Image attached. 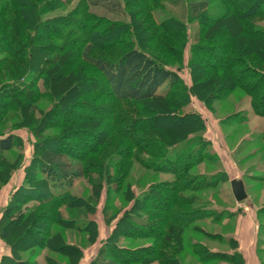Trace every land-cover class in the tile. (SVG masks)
I'll use <instances>...</instances> for the list:
<instances>
[{"label":"rangeland","instance_id":"obj_1","mask_svg":"<svg viewBox=\"0 0 264 264\" xmlns=\"http://www.w3.org/2000/svg\"><path fill=\"white\" fill-rule=\"evenodd\" d=\"M40 1L42 0H37V2ZM63 1L64 5L45 12L42 20L45 22L50 18L68 15L71 20L74 19L78 22V26L73 30L75 34L67 36L66 34H69L68 27L61 34L48 35V30L60 27V24L53 20L48 22L53 26L40 27L39 30L44 34L45 39L34 43V46L38 49L35 53L39 54V64L47 71L46 75L37 81L38 89H31L28 94L12 100L6 105L0 101V132L12 131L20 137V144L17 147L0 153V216L11 198V194L25 177V167L30 164L31 156L35 150V137L31 133V128L39 132V141L42 143L37 147L39 151L45 145L56 146L54 143L57 138H62L70 146H74L75 151L80 152L86 148L78 140L72 139L71 132L73 134L76 130L84 132L86 134L75 135L76 138L82 136L91 141L95 140L93 136H97L98 143L94 148L96 151L86 156L97 165L104 159L106 160L110 154L124 151L131 146V142L126 137L117 134L115 129L122 133L123 125L126 126L131 119L135 120V117L139 116L145 118L143 124L151 127L150 133L160 135V138L162 137L161 139L169 144V147L167 146L168 149L170 148L169 151L182 147V144L176 146L173 144L180 143L185 135L192 131V126L195 124H192L186 115H182L183 111L175 109L177 101H172V104L164 99L144 102H116L107 92L108 87L101 74L80 57L81 51L89 43L94 45L90 53L91 56L110 61L118 59L131 45L139 44L153 56L169 64L170 68H179L178 73L182 84L175 89L176 98L183 99L184 93L187 94L188 102L183 101L185 102L184 111L199 113L205 122L206 129L203 136L210 142L208 151L214 152L217 160L214 161L215 163L209 161V163L200 164L191 173L208 176L222 170L226 172L228 178L227 181H220L205 191L183 193L184 197L190 198L189 205L185 207L187 215L196 212V210H201V212L203 210L204 213L202 212L201 217L198 215V218L184 232L183 250L176 255L182 264H239L240 261H229V257L236 252L237 248V241L229 234L234 230L236 216L244 213L251 205L256 210L257 224H259L260 239L257 243V255L259 262L264 264V141L261 137L264 119L252 113L249 97L240 89H234L221 99L212 100L211 93L217 92L219 85L226 86L231 80L224 82L220 80L224 70L205 69L203 57L197 51L194 53L195 48H193L195 43L198 46L204 44L215 46L222 43L221 40L224 39L219 38L213 42H207L205 39L196 42V33L200 24L196 20H191L187 15V6L190 0H182L176 6L170 0H114L119 3L118 12L111 11L107 7L108 1L95 0L97 5L91 7L84 4L82 0ZM10 2L12 4L11 11L5 12V15H2L0 3V22L3 19V21L10 20L17 25L19 24L16 18L17 9L13 6L14 2ZM251 3L250 0H231V5L236 10L247 9ZM85 10L97 15L98 18L94 19L107 27H114L117 22L128 26L131 28L129 31L132 35L131 38H126L127 42L123 41L124 44L120 43L123 39L120 29H115L113 32L106 30L99 34L98 28L93 30L91 27V23L93 24L95 20L90 21L85 18ZM208 10L212 15H220L224 8L220 0H210ZM34 11L33 6L32 9L27 6L26 11L22 14L30 19L29 16L30 14L34 15ZM171 18L174 24L171 23L170 26L168 21ZM177 20L184 23L185 31H182ZM224 24L220 23L218 28L215 27V30L220 31L226 26ZM81 25L84 30L78 29ZM31 26L30 23L22 25L23 28L18 33V36L26 42H28ZM174 26H177L179 30L176 31ZM261 26L264 27V20H262ZM226 27L225 31L227 30L230 36L234 37L232 38L233 44L235 48H238V37L233 26ZM5 34L6 31H2L0 28V40ZM114 35H117L115 39H113ZM64 38L69 43L73 39L74 41L71 47L68 46L67 51H57V47L62 45ZM242 48L244 47L242 46ZM244 50V54L252 63L256 64L260 61L252 48H244ZM213 54L215 57L220 56L217 51ZM191 56L198 60L195 82L200 99L187 91L192 84L188 63ZM44 58L48 60L44 62ZM25 63L23 56L13 57L0 53V85L14 82L17 79L23 81ZM68 65H70L69 69L64 71L63 66L68 67ZM61 70L63 71L62 78L53 77L55 72H61ZM214 76L215 79H212ZM97 87L104 91H100ZM184 87L186 92L183 91ZM166 90L165 84L158 89L160 93H165ZM35 92L39 99H36ZM42 96H46V98L43 99ZM172 105L175 107L173 108ZM110 109L118 110L115 111L117 114L111 113L113 117L111 122L108 121ZM245 111L248 114L247 119L245 118L242 124L234 123L237 118H242L238 114H244ZM172 112L179 114L178 116L182 115L180 120L174 119L177 116H171ZM169 132L172 133L173 138L166 140V138L170 139ZM58 148L65 152L67 149L65 145L58 146ZM136 158L138 160H124L113 171V179L124 170L129 172V176L124 181L121 192L111 196L113 200L109 205L111 208L107 211L109 218L106 223L103 221L102 207L105 202V186L107 184L97 187L85 179L74 182L72 193L96 206L94 212L88 214V217L94 219L97 226L95 237L90 236L88 231L76 232L72 230L67 224L61 222L60 218L55 220L53 216H56L58 206L54 201L44 202L40 204L39 208L37 205L32 217L24 224L20 221L4 222L2 225L4 230L10 232L8 241L16 245V259L29 260L32 264H44L43 258L46 256L50 264H89L90 260L97 255L101 244L111 234L115 220L132 205L134 198L149 188V185L173 178L170 173H153V171L147 170L145 166L154 162V158L148 154L140 153ZM234 168L239 172L247 194L246 198L240 202L234 199L230 187L231 179L229 180V178ZM30 187L34 188L32 193L44 198L46 190L41 185H30ZM127 190H129L130 198H125ZM21 199L25 200L26 196L16 195L14 202ZM150 201L146 200V203L150 204ZM81 203L83 202L81 201ZM61 212L62 218L69 219L68 212L62 209ZM133 213L135 216H143L152 221H158V218L163 216L156 209L138 210ZM49 216L52 219L48 218ZM186 220L188 218H185ZM161 228L160 223H155L156 231H160ZM119 229L112 236V242L120 246L135 248L150 245L153 242L151 238L129 236L125 231H132V229L124 223L120 225ZM53 233L57 234L55 238H51ZM22 238L25 240L23 241ZM155 242L158 243V241ZM235 243L236 247H234ZM66 244H77L82 248L81 256L78 251L69 247L65 248ZM160 246L163 247V243ZM8 249L0 238V257L7 254ZM212 252H221L226 255L218 259L211 255ZM139 254L145 255L146 253ZM129 264L162 263L156 259Z\"/></svg>","mask_w":264,"mask_h":264},{"label":"trees","instance_id":"obj_2","mask_svg":"<svg viewBox=\"0 0 264 264\" xmlns=\"http://www.w3.org/2000/svg\"><path fill=\"white\" fill-rule=\"evenodd\" d=\"M10 1L14 2L13 6L17 9L18 14H16V18L19 24L16 25L15 22L10 20H1L0 28L2 31H6V34L0 40V53L13 57L23 56L26 65L23 71V81L17 79L14 82L0 85V101H3V105L28 94L31 89H38L36 87L37 81L42 79L47 73L44 67H41L39 64V54L35 53L38 49L35 48L34 43L45 39L44 34L39 30L40 27L47 25L53 26L48 23L53 20L60 24V27L48 30V35L61 34L65 28L69 27V34L67 33L66 35L73 36V34H75V31H73L75 30L74 27L78 26L77 20H71L68 15L50 18L43 22V14L52 8L64 5L65 3L63 0H42L40 2H37V0H0L2 15L7 11H11L12 4ZM82 1L90 7L97 5L95 0ZM103 1L109 2L107 7L110 8L111 11H119L120 6L117 1ZM170 1L175 6L182 2V0ZM250 1L252 3L249 8L236 10L232 7L231 0H220L224 8L223 13L220 15H212L208 10L210 0H190L187 6V15L191 20H196L200 24V28L196 33V42L205 39L207 42H213L216 39L219 40V38L224 39L221 40L222 43L215 46L210 44L198 46L195 43L193 46L195 50L192 48L194 53L197 51L203 57L202 61L205 69L213 71L224 70V74L220 80H222V82L231 80L226 86L223 84L219 85L217 92L211 93L212 95L210 98H212V100L221 99L234 89H240L249 97L252 113L264 119V27L261 26L262 20H264V0ZM261 1L263 3L262 5ZM27 6L31 7V9L32 6L35 8L34 15L31 16L30 14L29 16L30 19L22 14V12L26 11ZM84 16L87 20H95L93 24L91 23V27L93 30L98 28L99 34L106 30L108 32H113L115 29H120V33L122 32L121 38H123L120 43L122 44L127 42L126 38L129 39L132 36L129 33L131 28L120 22L115 23L114 27H107L94 19L96 17L98 18V16L89 11L85 10ZM177 21L181 25L182 31H185L184 23L179 20ZM168 22L170 26L171 23L174 24L172 18L169 19ZM29 23L32 26L28 34V42H26L18 36V33L21 32L23 28L22 25ZM220 23H225L226 26H233V30L238 37V48H235L233 44L234 41L232 38L234 37H231L227 30L225 31L224 28H227L226 26L220 29V31L215 30V27L217 26L218 28ZM177 26H174L176 31L179 30ZM83 28L84 27L81 25L78 29L84 30ZM160 28L162 29V27ZM116 37L117 35H114L113 39ZM65 41L64 38L62 45L57 47V51H67V49L71 47L74 39L71 40L70 43ZM93 46L92 43L87 44L81 51L80 57L101 74L103 80L107 84V92L114 101L144 102L154 99H164L169 101L170 104H172V101H177L175 104L176 107L173 105L172 107H175V109L179 111H183L184 113L182 115H186V117L191 120L192 124L195 125L192 126V131L187 133L180 143L173 144L174 146L182 144V147L177 150L173 148L174 151L170 150V152V148H167L169 144L165 143L166 141H163L160 135L150 133L151 127L142 123L145 118L142 116L135 117V120L131 119L126 126L123 125L122 133L120 130L118 131L115 129L117 134L126 137L131 142V146L124 151L110 154L106 160L104 159V161L98 165L86 157L96 151L94 148L98 143L97 136H93L95 140L91 141L82 136H77L76 138L75 135L84 132H80L79 130L74 131V134L71 132L70 135L73 137L71 138L73 140H78L84 148H86L80 152L75 151L74 146H70L68 142L62 138H57L56 143H54L56 146L45 145L43 149L39 151L37 147L39 144H42L39 141V132L31 128V133L35 137V150L31 156L30 164L25 167V177L13 194H11V198L3 208L0 216V238L9 248V252L0 257V264H32L29 260L16 259V245L8 241L10 232L4 230L2 225L6 221H20L24 224L32 217V213L37 205L39 208L40 204L44 202L54 201L57 203V214L53 216L55 220L60 218V221L67 224L72 230L76 232L88 231L90 236L95 237L97 226L94 219L89 218L88 214L94 212L96 206L94 203L72 193L74 182L79 179H85L88 183L97 187H103L105 183L107 184V186H105V202L102 207L103 221L106 223L109 218L107 211L111 208L109 205H111L110 203L113 200L111 196L121 192L124 181L129 176V172L124 170V172L113 179V171H115L118 164L124 160H138L136 157H138L140 153L148 154L154 158V162H150L149 165L145 166L147 170H151L153 173H170L173 178L172 180H164L149 185V188L143 190L134 198L132 205L115 220L111 229V234L101 244L97 255L90 260L89 264H129L156 259L162 264H182L176 254L183 250L184 232L190 227L191 223L198 218V215L201 217L203 215L202 212L204 213L203 210L202 212L201 210H196V212L187 215L185 207L189 205L190 198L184 197L183 193L187 191H205L217 185L220 181L224 182L228 180L227 174L222 170L211 173L208 176L205 174L191 173L192 170L200 164L209 163V161L215 163L214 161L217 160V156L214 152L208 151L210 142L203 136L206 126L202 117L199 113L184 111L185 102H188L187 94L185 95L184 93L183 99L176 98L175 89L182 84V79L178 73L179 68H170L169 64L159 60L139 44L137 46L131 45L114 61L91 56L90 53ZM242 46L245 49L252 48L261 62L258 61L256 64L252 63L244 54L245 50ZM216 51L219 52L220 56H214L213 53ZM43 60L46 62L48 59L46 60V58H44ZM188 63L192 84L187 91H189V94L192 93L200 99L196 91L197 87L195 82L198 60L191 56ZM69 66L70 65H68V67L63 66L64 71H67ZM62 70L61 72H55L53 77L58 76L62 78ZM212 79H215V76ZM164 84L167 86V90L165 93H160L158 89ZM184 88L183 91L186 92V88L185 90ZM98 89L104 91L102 88ZM37 92H35V96ZM42 98L45 99L46 96H42ZM36 99L39 98L36 96ZM115 111L118 110L110 109V111H108V115L110 114L108 116L109 120L107 119L108 121L111 122L113 120L111 115L117 114ZM170 115H176L177 117L174 118L176 120H180V117H182V115L178 116L179 114H175L174 112ZM238 115H241L243 119L240 117L234 120L236 121L234 123L237 124H242L245 118L248 117L247 111H245L244 114L239 113ZM117 125H119V123H117ZM188 125H190L189 122ZM170 135V139L166 138V140H171V138H173L172 133H170ZM261 137L264 141V125ZM19 144L20 137L12 131L0 132V153L13 150ZM62 145H65L67 148H65L67 153L58 148V146L60 147ZM142 165L144 164L142 163ZM29 169L31 170L29 171ZM30 185H41L46 190L44 198L32 193L34 188H31ZM127 191V197L125 198H130L129 190ZM16 195L26 196V199L14 202ZM146 200H151L150 204L146 203ZM30 201H32L33 204L29 203ZM81 201L83 203H81ZM61 209L68 212L69 219L65 220L62 218ZM149 209H156L161 212L163 216H160L158 221H152L147 220V218L143 216H135L133 213V211ZM48 218L52 219L50 216ZM185 218H188V220L185 221ZM122 223L132 229V231H125L129 236L151 238L153 239L152 244L130 248L112 242V236L120 230L119 227ZM155 223L161 224L162 228L160 231L154 229ZM56 236V233L51 234V238H55ZM22 239L23 241L25 240V238ZM155 241H158V243ZM161 243H163V247L160 246ZM38 245L41 244L38 243ZM67 247L78 251L80 256L83 252L82 248L78 247L77 244H66L65 248ZM234 247H236V243ZM143 252L146 254L138 255V253ZM211 255L221 259L225 257L226 254L212 252ZM43 259L44 264H50L46 256H44ZM232 260L240 261L239 264H244L241 254L237 251L229 257V261L232 262Z\"/></svg>","mask_w":264,"mask_h":264},{"label":"crops","instance_id":"obj_3","mask_svg":"<svg viewBox=\"0 0 264 264\" xmlns=\"http://www.w3.org/2000/svg\"><path fill=\"white\" fill-rule=\"evenodd\" d=\"M233 178H240L236 168L232 171L229 180ZM258 226L256 210L250 205L244 213L236 216L234 230L229 234V236L237 241L236 251L241 254L244 264H260L257 255V243L260 239Z\"/></svg>","mask_w":264,"mask_h":264},{"label":"water","instance_id":"obj_4","mask_svg":"<svg viewBox=\"0 0 264 264\" xmlns=\"http://www.w3.org/2000/svg\"><path fill=\"white\" fill-rule=\"evenodd\" d=\"M231 192L237 202L244 200L247 196L244 183L240 178L230 180Z\"/></svg>","mask_w":264,"mask_h":264}]
</instances>
